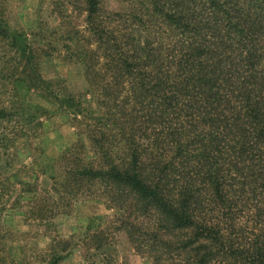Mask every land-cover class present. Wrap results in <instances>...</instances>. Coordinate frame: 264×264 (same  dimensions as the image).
<instances>
[{
    "label": "trees",
    "instance_id": "trees-1",
    "mask_svg": "<svg viewBox=\"0 0 264 264\" xmlns=\"http://www.w3.org/2000/svg\"><path fill=\"white\" fill-rule=\"evenodd\" d=\"M81 1L84 28L60 29L85 92L43 77L0 12L16 92L37 90L90 141L62 190L103 186L147 264H264V0Z\"/></svg>",
    "mask_w": 264,
    "mask_h": 264
},
{
    "label": "rangeland",
    "instance_id": "rangeland-1",
    "mask_svg": "<svg viewBox=\"0 0 264 264\" xmlns=\"http://www.w3.org/2000/svg\"><path fill=\"white\" fill-rule=\"evenodd\" d=\"M105 3L122 5L118 0ZM82 8L81 0H0V12L27 37L43 77L61 81L73 92H85L87 84L82 67L67 57V33L60 24L66 31L83 29ZM18 64L8 42L0 40V109L7 111L0 119V264H48L54 238L61 239L56 248L64 255L60 264L149 263L123 230L122 211L108 203L103 186L60 187L71 157L92 158L90 141L37 90L16 92ZM8 109L13 113L9 117ZM31 201L43 206L44 219L28 213Z\"/></svg>",
    "mask_w": 264,
    "mask_h": 264
}]
</instances>
